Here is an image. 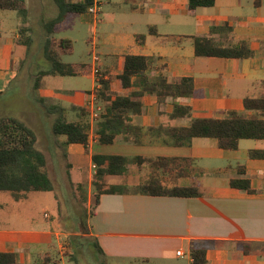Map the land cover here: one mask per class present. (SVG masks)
I'll return each mask as SVG.
<instances>
[{
	"label": "crops",
	"instance_id": "crops-1",
	"mask_svg": "<svg viewBox=\"0 0 264 264\" xmlns=\"http://www.w3.org/2000/svg\"><path fill=\"white\" fill-rule=\"evenodd\" d=\"M26 2L34 43V28L44 30L43 23L53 18L42 13L33 16L31 3ZM104 6L109 9L105 11ZM117 10L130 15L117 21L122 15ZM87 13L77 16L74 24L62 31L72 29L77 18ZM6 17H9L8 31ZM93 17L100 38L94 35L92 45L94 51L99 47L104 50L96 52L99 76L111 80L115 94L129 93L119 79L126 55L160 56L162 60L154 64L152 75L162 72L170 82L178 77L194 79L196 94L177 100L190 106L192 115L173 118V98L161 102L157 96L148 95L143 97L142 111L133 115L126 133L119 135L113 144H101L89 108L98 77L93 71L78 76L43 74L33 86L41 95L31 100L42 105L52 127L63 109L68 118L74 112L76 117L72 121H84L79 115L84 117L82 111L71 107L85 108L91 124L87 147L79 143L66 145V136L54 133L45 137L48 145L43 148L38 137L37 147L46 156L52 181L51 168L56 174L65 172L67 182L72 180L74 184L76 179L70 171L75 165L88 164L90 205L96 194L92 183L95 154L190 158L197 169L193 175L178 176L175 170H160V178L169 187L198 183L201 194L179 197L138 193V186L150 179L153 166L150 162L142 166L133 164L127 175L110 176L107 182L110 187V178L119 177L129 192L102 194L100 203L91 212L89 230L80 232L65 229L60 208L52 212L45 210L44 217L33 216V200L29 195L34 192L20 201L0 192V251L15 254L21 264H66L64 245L67 239L76 238L79 242L86 239V242H98L104 253L96 248L107 264H191L194 247L206 250L210 264H264V158L250 156L251 150L264 151V139H243L239 149L227 150L220 148L214 138H193L176 145L167 132L172 127L189 126L193 118H220L229 111L244 112L245 97L264 91V0H215L214 5L195 10H191L190 0H105L99 18ZM213 26L228 28L212 32ZM20 27L18 12L0 14V40L5 47L13 44L11 53L21 46L17 43L21 38ZM151 27L157 33L151 32ZM195 36L212 37L227 47L246 44L254 55L250 58L198 56ZM46 38H49L47 33ZM10 60L0 57V96L18 76V71L2 68ZM160 63H166L167 67L161 70ZM81 76L93 81L91 89L80 91L81 88L74 87L80 85L79 79L66 85L64 78ZM23 120L35 128L28 118ZM233 179H249L254 192L233 187ZM180 250L182 255H178Z\"/></svg>",
	"mask_w": 264,
	"mask_h": 264
},
{
	"label": "trees",
	"instance_id": "trees-1",
	"mask_svg": "<svg viewBox=\"0 0 264 264\" xmlns=\"http://www.w3.org/2000/svg\"><path fill=\"white\" fill-rule=\"evenodd\" d=\"M58 6V15L43 23L48 34L45 53L52 66L43 74L61 76H78L91 74L93 67L88 63H70L63 60L64 56L74 53V42L68 37H58L57 33L70 28L77 16L87 13L93 0H54ZM215 0H190L191 10L200 6H212ZM0 9L16 10L21 27L19 28V45L31 46L33 38L30 35V9L26 0H0ZM228 27H212V32ZM151 32L157 33L155 27ZM143 36H141L142 38ZM195 52L198 56H218L227 58H250L254 52L246 45L227 47L217 43L209 36L194 37ZM160 56L126 55L123 73L119 75L122 87L129 90L126 95L115 94L112 91L111 80L98 76L100 86L96 89L97 105L102 110L95 125L97 140L101 144H113L117 137L128 130L133 115L140 114L143 108V97L157 96L159 101L168 98L175 100L173 118L191 117L192 108L181 105L179 98L192 97L196 94L192 77H178L170 82L164 73L152 75L154 64L161 61ZM160 69L167 67L160 63ZM45 72V73H44ZM245 111H229L224 117L193 118L189 126L172 127L168 134L174 138L176 145L193 138H214L222 149L237 150L243 139H264V91L256 95H248L244 99ZM89 115L85 108L71 107ZM59 109H61L59 107ZM61 116L55 121L53 131L56 135L66 136L65 144L79 143L86 147L90 140L91 124L87 121H72L66 114V109L60 110ZM38 135L24 120L7 116L0 119V192L9 193L15 200L20 201L30 192H52L55 184L47 170V159L43 151L37 147ZM252 158H264L263 150H251ZM96 172L93 185L96 189L95 207L100 203L104 193H127L126 185H111L107 187L110 176L127 175L130 166H142L150 162L153 173L149 180L140 184L137 192L144 195H167L191 197L201 194L198 183L191 186L164 185L160 178V170H175L178 176L193 175L197 170L190 158L146 157L130 158L124 155H93ZM174 168V169H173ZM231 185L235 188L254 192L249 179H233ZM94 212V211H93ZM92 212V213H93ZM101 253H104L98 242H93ZM191 264H210L206 250L192 248ZM0 264H21L15 254L0 251Z\"/></svg>",
	"mask_w": 264,
	"mask_h": 264
},
{
	"label": "rangeland",
	"instance_id": "rangeland-1",
	"mask_svg": "<svg viewBox=\"0 0 264 264\" xmlns=\"http://www.w3.org/2000/svg\"><path fill=\"white\" fill-rule=\"evenodd\" d=\"M28 3L33 10V16L36 14L40 16L41 13L44 16H50L49 19L58 15V7L54 0H28ZM124 7L123 4L119 5ZM42 7V8H41ZM108 6H104V10L107 11ZM122 15L117 17V21L126 20L130 15V12L120 11ZM1 13L17 14L11 10H0ZM9 17H6V30L8 27ZM9 30V29H8ZM7 30V31H8ZM3 31V30H2ZM99 30L94 22L92 14H85L77 18L76 24L72 29L62 31L57 34L59 37H70L75 43V52L73 55L65 56V62H79L93 64L94 52H100V47L95 49L92 45V38L95 35L99 37ZM34 43L31 46H16V49L10 52V49L14 48L13 44L5 47L2 40H0V57L11 58L10 62L4 63V69L10 72L18 71V76L15 80L3 89V94L0 96V116L12 115L23 120V117L28 118V121L36 128L40 139L39 146L45 148L48 142L45 137H50L54 134L51 119H47L44 115L42 105L33 101V98L39 97L34 89V83L38 80V77H42L43 71L49 70L52 66L50 60L45 53L46 48V33L44 30L34 28ZM100 38V37H99ZM100 43V39H99ZM11 55V56H10ZM14 58H19L20 61H14ZM0 64L1 61H0ZM41 79V78H40ZM66 85L74 83L79 79L80 85H74V87L81 88L80 91H86L91 89L93 81L88 77H69L64 78ZM2 92V91H1ZM1 94V93H0ZM31 97L32 100H31ZM3 102L5 104H3ZM36 113L32 115V113ZM84 121L90 119L89 115H83ZM36 116V117H35ZM74 112L69 113V118L75 120ZM80 120V119H76ZM31 126V125H30ZM88 164L75 165L70 171V174L75 177V185L72 184V180L67 182L66 173L56 174L53 168H51V176L55 183V192H34L29 195L33 200V208L35 217H44V211H54L56 209L61 210V215L64 217L62 225L65 229L77 230L85 232L89 230L91 226V212L95 208V195L92 197L91 204L89 205V181H88ZM95 174V173H94ZM111 185H125L121 178L111 177ZM79 186V188H76ZM94 186V185H93ZM94 191H96L94 186ZM63 228V227H62ZM87 240V239H86ZM81 240L80 242L76 238H69L65 243V249H63V259L66 264H107L104 257L100 255L93 242ZM54 258H57L56 253Z\"/></svg>",
	"mask_w": 264,
	"mask_h": 264
},
{
	"label": "built area",
	"instance_id": "built-area-1",
	"mask_svg": "<svg viewBox=\"0 0 264 264\" xmlns=\"http://www.w3.org/2000/svg\"><path fill=\"white\" fill-rule=\"evenodd\" d=\"M105 3V0H93L92 4L90 5V7L88 8V12L92 15H94L96 18H99L102 9H103V5ZM93 44V43H92ZM94 61H95V65L93 66V73L98 77L100 75V67L98 66V62H99V56L97 53L94 54ZM97 88L100 86V83L97 79ZM96 99V93L95 96L93 98V100L90 101L89 103V108L91 110V116L92 118L97 121L98 117H99V113L102 110L100 105H97L95 102ZM182 251H178V255H182Z\"/></svg>",
	"mask_w": 264,
	"mask_h": 264
}]
</instances>
